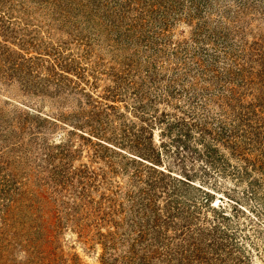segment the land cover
Instances as JSON below:
<instances>
[{
    "label": "trees",
    "instance_id": "trees-1",
    "mask_svg": "<svg viewBox=\"0 0 264 264\" xmlns=\"http://www.w3.org/2000/svg\"><path fill=\"white\" fill-rule=\"evenodd\" d=\"M19 1L16 14H25V4L48 10L46 34L55 27L83 47L80 56L64 55L63 47L53 50L57 90L74 83L69 75L77 82L87 75L97 80L98 71L82 64L102 37L119 67L111 70L114 86L104 99L127 96L141 123L132 152L151 165L140 163L129 174L130 216L89 238L101 247L100 264H249L237 247L242 240L225 225L224 208L212 206L215 195L204 188L216 190L226 177L247 179V195L254 197L264 186V50L233 49L225 37L208 33L203 19L212 11L209 0ZM15 8L0 0L1 32L17 21L11 18ZM180 19L196 20L195 34L172 45L166 34ZM131 48L133 54L120 61ZM161 103L172 113L153 110ZM154 127L161 128L158 147ZM167 154L179 162L181 178L172 177L167 166L168 173L154 168ZM195 162L202 168L195 170ZM78 232L84 239L90 233Z\"/></svg>",
    "mask_w": 264,
    "mask_h": 264
},
{
    "label": "rangeland",
    "instance_id": "rangeland-1",
    "mask_svg": "<svg viewBox=\"0 0 264 264\" xmlns=\"http://www.w3.org/2000/svg\"><path fill=\"white\" fill-rule=\"evenodd\" d=\"M8 1L16 6L11 18L17 21L0 31V264H100L101 247L89 241L92 233L112 231L130 216L129 174L140 163L151 165L132 152L141 123L127 96L104 99L114 86L111 70L119 67L102 37L82 64L98 71L97 80L87 75L77 82L69 75L74 83L58 91L51 79L57 75L53 50L63 47L64 55L80 56L83 47L55 27L46 34L48 10L25 4V14H16L20 1ZM208 2L212 11L203 19L208 33L225 37L233 49L264 50V0ZM196 26V20L180 19L166 36L172 45L184 42ZM153 110L172 113L162 103ZM160 129L153 128L156 147ZM162 164L154 168L181 178L175 157L163 156ZM184 164L191 168L190 161ZM218 183L216 190L204 188L215 195L212 206L224 208L225 225L242 240L237 247L249 264H264V186L249 197L247 179ZM81 228L90 231L85 239L79 238Z\"/></svg>",
    "mask_w": 264,
    "mask_h": 264
}]
</instances>
